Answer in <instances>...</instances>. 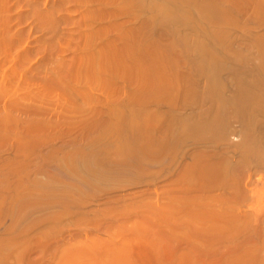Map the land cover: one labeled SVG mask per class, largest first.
I'll return each instance as SVG.
<instances>
[{"label":"bare ground","instance_id":"1","mask_svg":"<svg viewBox=\"0 0 264 264\" xmlns=\"http://www.w3.org/2000/svg\"><path fill=\"white\" fill-rule=\"evenodd\" d=\"M0 264H264V0H0Z\"/></svg>","mask_w":264,"mask_h":264}]
</instances>
